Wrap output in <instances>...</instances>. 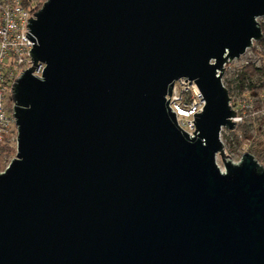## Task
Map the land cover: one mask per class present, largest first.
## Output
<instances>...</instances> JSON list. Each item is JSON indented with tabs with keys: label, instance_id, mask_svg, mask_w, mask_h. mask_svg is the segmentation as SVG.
I'll use <instances>...</instances> for the list:
<instances>
[{
	"label": "water",
	"instance_id": "1",
	"mask_svg": "<svg viewBox=\"0 0 264 264\" xmlns=\"http://www.w3.org/2000/svg\"><path fill=\"white\" fill-rule=\"evenodd\" d=\"M34 15L0 264H264V165L222 140L226 65L263 39L264 0H46ZM182 77L206 102L193 135L170 105Z\"/></svg>",
	"mask_w": 264,
	"mask_h": 264
},
{
	"label": "built area",
	"instance_id": "2",
	"mask_svg": "<svg viewBox=\"0 0 264 264\" xmlns=\"http://www.w3.org/2000/svg\"><path fill=\"white\" fill-rule=\"evenodd\" d=\"M41 3V0H0V142L7 140L9 135L17 127L13 115L12 86L15 79L33 64V62H30L33 59L29 51L33 48V42L25 35L30 30V27L27 26V23H30L28 18H35L34 13L42 7ZM259 41H254L253 46L248 48L243 55L253 50L258 55H262L264 60V45L259 43ZM251 64L261 67L264 61L260 65L249 61L244 67ZM44 66V64H41L35 73L41 75ZM186 79L187 81H185ZM231 98V105L237 113L232 118L236 122V128L245 119L253 123L258 119V117H252L250 109H247L248 112H246L237 108L232 95ZM257 100L263 101L261 96H255L251 107L262 110L263 103L261 107L257 108ZM10 102L12 106L9 105ZM205 103V99L194 80L182 77L175 82L170 98V105L176 112L179 126L190 135H193L192 132L195 131V124L193 122L195 121L194 114L202 112ZM253 129L257 133L254 125ZM234 130L228 131L231 132Z\"/></svg>",
	"mask_w": 264,
	"mask_h": 264
},
{
	"label": "trees",
	"instance_id": "3",
	"mask_svg": "<svg viewBox=\"0 0 264 264\" xmlns=\"http://www.w3.org/2000/svg\"><path fill=\"white\" fill-rule=\"evenodd\" d=\"M44 1L41 3V6L44 4ZM261 26L264 35V21H261ZM259 43L264 45V36ZM237 79L239 81L238 87L240 91L245 92L248 87V89L252 91L255 96L260 97L262 94L264 95V64L261 67H257L253 64L244 67L238 73ZM227 88L229 89L230 95H232L233 91L231 84L227 85ZM261 106V100H257L256 107L259 108ZM256 120L260 124V128L257 133H255L253 129L254 123L248 122V119H245V121L240 123L234 131L230 132V141L237 148H240L245 143L250 142L248 151L253 153L260 163L264 165V118H258ZM223 136L229 138V136L225 133H223ZM2 142H0V171L3 169V163L13 153V149L9 145Z\"/></svg>",
	"mask_w": 264,
	"mask_h": 264
},
{
	"label": "rangeland",
	"instance_id": "4",
	"mask_svg": "<svg viewBox=\"0 0 264 264\" xmlns=\"http://www.w3.org/2000/svg\"><path fill=\"white\" fill-rule=\"evenodd\" d=\"M44 0H41L43 2ZM46 1V0H45ZM44 1V2H45ZM260 21H264V17L259 18ZM255 63L257 65H260L263 63V56L258 55L253 50H250L247 54L243 55L242 57L235 59L231 61L229 64L226 65V70L223 76V82L225 86L231 84L232 87V96L235 99L236 107L241 109V111L248 112L247 109L251 110L252 117L254 118H264V95H261L263 107L260 109H256L254 107H251L253 105V101L255 100V95L252 91L246 88L247 90L245 92L240 91L238 84L239 81L237 79L238 73L242 70V68L245 66L247 62ZM10 106H12V103H9ZM14 105V104H13ZM250 106V107H249ZM263 127V126H261ZM254 128L255 131L258 132L260 128V124L257 122V120L254 121ZM223 133L229 136V138H226L225 136H222V140L225 146L226 151L232 156V158L235 161H239L242 154L245 151H248L250 147V142L245 143L242 147L237 148L235 147L231 140L230 132L228 130H223ZM17 127L15 130L9 135L7 140H5L2 143H5L9 145L13 149L12 155L3 163V169L0 171H4L6 167L9 165L11 160L16 156L17 154ZM218 163L223 167V163L220 158H218Z\"/></svg>",
	"mask_w": 264,
	"mask_h": 264
}]
</instances>
